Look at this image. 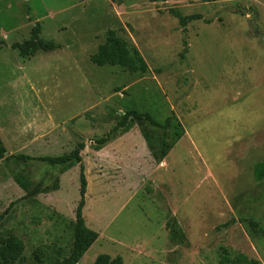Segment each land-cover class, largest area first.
<instances>
[{"label":"rangeland","instance_id":"1","mask_svg":"<svg viewBox=\"0 0 264 264\" xmlns=\"http://www.w3.org/2000/svg\"><path fill=\"white\" fill-rule=\"evenodd\" d=\"M36 24L57 48L22 57ZM110 31L146 72L92 62ZM129 111L182 125L163 160L162 129L114 131ZM0 139V243L21 238L27 264L70 255L82 168L99 236L78 264H224L225 250L264 264V0H0ZM80 142L72 165L12 158Z\"/></svg>","mask_w":264,"mask_h":264},{"label":"trees","instance_id":"2","mask_svg":"<svg viewBox=\"0 0 264 264\" xmlns=\"http://www.w3.org/2000/svg\"><path fill=\"white\" fill-rule=\"evenodd\" d=\"M200 18L199 15H190L181 17L182 24H186L190 20ZM40 26L36 24L29 39L21 43L13 44V48L18 50L20 55L25 58L34 56L40 49L44 51L54 50L57 45L53 41L43 42L40 38ZM92 62L98 66H105L107 64L118 65L130 70L131 72L144 73L147 70V64L143 57L136 48H131L128 43L121 37L115 35L110 31L105 43L99 46L98 51L92 56ZM142 120L150 123V125L162 129L165 140L162 143L160 154H155L156 158L160 161L163 160L173 142L179 140L183 134L182 125L177 118L173 115L167 118L164 122L157 121L149 113H140L137 111H129L123 116L121 122L115 127L114 131L119 128H124L128 125L129 119ZM109 137L102 138L98 144H104ZM85 148V144L80 142L78 146L70 153L60 156H44V157H31L25 154L12 155V158L18 160H36L47 164L54 165H72L81 162V151ZM5 147L0 139V160L4 157ZM156 153V152H155ZM254 176L257 180H264V162H260L255 166ZM81 189L82 196L81 202L77 208V220L75 223V233L72 251L69 256L60 260L48 263L47 259H43L42 252L37 251L34 254V260L31 264H78L85 253L98 239V233L87 228L82 209L85 205L84 196L86 194L87 181L84 175V170H81ZM3 214L0 215V219ZM25 245L21 238L14 234H10L4 238L0 243V264H27L26 257L24 256ZM224 264H261L256 259H251L247 255L239 253L233 259L228 255L225 250V255L222 259ZM94 264H124L121 256L112 257L109 254H99Z\"/></svg>","mask_w":264,"mask_h":264}]
</instances>
